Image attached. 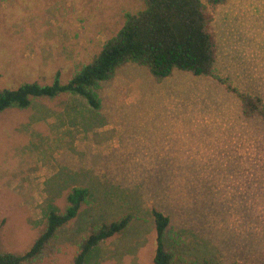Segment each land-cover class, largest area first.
Masks as SVG:
<instances>
[{"label": "rangeland", "instance_id": "1", "mask_svg": "<svg viewBox=\"0 0 264 264\" xmlns=\"http://www.w3.org/2000/svg\"><path fill=\"white\" fill-rule=\"evenodd\" d=\"M206 3V0H203ZM143 0H0V89L67 82ZM214 75L264 103V0L212 13ZM96 93L0 113V251L25 253L74 188L88 197L31 264H71L99 225L131 216L85 264H152V210L169 217L170 264H264V122L215 77L157 81L128 63Z\"/></svg>", "mask_w": 264, "mask_h": 264}, {"label": "trees", "instance_id": "2", "mask_svg": "<svg viewBox=\"0 0 264 264\" xmlns=\"http://www.w3.org/2000/svg\"><path fill=\"white\" fill-rule=\"evenodd\" d=\"M223 0H143L144 8L128 13L118 33L107 40L98 55L67 82L56 74L50 84L24 82L14 89H0V113L27 109L37 100H54L63 95L82 98L98 111L101 101L96 89L111 79L121 66L133 63L146 68L157 81L175 71L194 76L215 77L239 99L245 118L264 122V103L254 95L237 91L227 81L214 75L216 43L211 22L214 8ZM88 197L85 188H74L63 212L51 210L46 224L31 247L23 254L0 251V264H31L42 253L59 229L74 219ZM155 226V253L152 264H170L173 254L165 243L170 220L157 209L152 210ZM130 215L103 223L78 244L71 264H85L87 255L99 244L125 230ZM244 264V263H241Z\"/></svg>", "mask_w": 264, "mask_h": 264}]
</instances>
